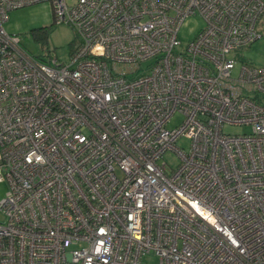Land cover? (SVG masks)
I'll use <instances>...</instances> for the list:
<instances>
[{
	"label": "built area",
	"instance_id": "built-area-1",
	"mask_svg": "<svg viewBox=\"0 0 264 264\" xmlns=\"http://www.w3.org/2000/svg\"><path fill=\"white\" fill-rule=\"evenodd\" d=\"M41 1L0 0V264H264V66L230 55L264 0H47L67 62L3 27Z\"/></svg>",
	"mask_w": 264,
	"mask_h": 264
},
{
	"label": "rangeland",
	"instance_id": "rangeland-1",
	"mask_svg": "<svg viewBox=\"0 0 264 264\" xmlns=\"http://www.w3.org/2000/svg\"><path fill=\"white\" fill-rule=\"evenodd\" d=\"M264 22V20H262ZM205 26V21L199 14H193L185 18L178 31V39L182 47L197 35ZM3 27L6 32L15 34L20 39V44L30 55L35 58L45 59L48 56L57 57L60 62H67L70 53L77 45L79 38L74 28L68 24H56L53 17L52 5L49 1L26 5L20 8L12 9L7 13V20ZM262 37L250 45L241 47L230 53L231 57L235 56L237 64L232 71L236 76L239 71V65L245 60L254 66H264V24L260 28ZM182 120V114H175L169 126L174 127ZM246 130L245 127L224 126V131L237 134ZM175 146L188 152L190 140L188 137L181 136L175 142ZM160 162H165V169L171 171L179 162L177 153L173 150L167 151ZM8 189L5 181L0 183V200L4 198ZM5 220V216L0 213V221ZM150 264H156L158 258L152 256L144 258Z\"/></svg>",
	"mask_w": 264,
	"mask_h": 264
}]
</instances>
